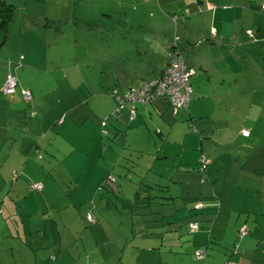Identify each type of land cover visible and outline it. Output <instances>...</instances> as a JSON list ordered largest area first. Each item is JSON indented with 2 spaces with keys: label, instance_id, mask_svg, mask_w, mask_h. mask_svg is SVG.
Segmentation results:
<instances>
[{
  "label": "crops",
  "instance_id": "1",
  "mask_svg": "<svg viewBox=\"0 0 264 264\" xmlns=\"http://www.w3.org/2000/svg\"><path fill=\"white\" fill-rule=\"evenodd\" d=\"M38 1L46 3L48 0ZM57 1L64 2V0ZM87 1H89L88 10L97 15L99 21H102L105 15V21L114 22L115 19L107 13L129 14L131 17L125 19V24L135 21L134 24L139 28L152 31L151 35L156 39H149V45L153 46V54L147 57V61L136 66L127 62V51L120 50L115 55L109 54L112 40L107 44L104 55V61L108 64L107 69L109 72L113 69L121 71L125 78L122 86L112 87L110 91L115 89L118 93L124 94L130 87H138L142 82L158 77L167 66L168 53L172 47L176 46L179 50L182 46H177V40L185 39L182 41L185 55L183 56L179 51L185 65L196 70L190 78L192 93L188 108L173 113L169 102L157 96L145 104H135V117L131 119L134 124L131 127L127 122L130 105L125 103L118 114L112 115H115V118L109 120L108 127L107 124L105 126L110 135L105 138L114 146H119L121 150L119 152L118 149H111L110 154L113 155L109 156L108 151L103 154L104 146H102L101 151H98L99 160L94 165L98 167L107 157L114 158L117 163L123 160L124 165L119 171L124 174L123 179L127 182L128 189L129 186L136 187L137 195L140 197L143 196L140 194L141 189L151 191L162 187L173 193L174 188L184 189L185 186L186 194L180 192L179 196L188 198L185 200L189 202L190 211L187 213L183 208L184 199L178 200L176 196L171 195L166 199H170L173 206L168 214L161 216L155 215L151 210L149 214L144 210V214L136 215L133 211L135 204L132 205V200L126 197L121 199L122 194L119 191L116 198L119 199L121 208L112 205L111 196H107L104 186H107L106 190L110 188V192L114 193L112 189L115 188L116 179L108 180L110 176L114 177L109 170L112 168L108 164L96 173L94 185L97 191L101 192L96 195L99 198L93 199L92 208L86 211V214L93 218L92 222L85 220L89 224L88 228H85L87 230H83L80 225V221H84L85 217L82 219L81 215H77L72 219L71 216L64 215L60 209L53 216L45 214L42 209L40 215H32L29 212L16 215L10 208L16 205L14 196L18 189L25 188L29 192L40 194V208L44 205L49 206L45 200V191L52 185L49 181L51 175L45 171L43 165H38L43 159L40 154L42 148L50 147L47 136L53 133L65 137L64 133L73 126L76 114L84 112L87 115H94L98 120L97 125L93 127V137L103 138L101 121L104 118L108 119L104 116L117 106L110 91L106 94L88 93V98H85L87 109L84 110L73 104L66 105L61 91L57 94V102L51 105L46 100L48 97L37 92L31 84H27V87L20 86V89L30 92L31 100L28 103L23 101L20 94L15 93L9 97L0 92V202L7 208V211H4L0 207V264H264V195L255 199L252 193L254 190L241 188L237 182L230 181L231 173L220 167L222 162L219 159L225 160L227 155H231V158L237 157V154H241L239 153L241 149L231 147L227 151H216L209 143L207 155L201 152L199 156L196 147L191 146L197 138L196 133L185 127L190 121L196 123L197 128L199 127L204 135L230 137V129H224L220 133L219 129L214 130L210 127L213 125L208 119L209 115L208 118L200 117L205 104L212 98L219 101L220 95L228 97L235 90L238 92L242 80H245L243 84L250 88H256L257 83L260 87H264V79L254 82L255 73L247 64V58L253 57L252 48L256 43L264 41L255 38L256 22L264 19V11H261L264 0ZM7 4L13 7V16L7 28L18 11L24 14V11L31 7L30 0H9ZM59 8L54 10L58 14H60L59 10L65 13L66 9L69 13H75V8L67 6L64 9L62 3ZM42 13L48 19L46 7ZM51 13L55 14L53 11ZM172 14H178L179 17L175 19ZM188 14L194 16L187 17ZM250 24L254 25L255 31L248 28ZM172 27L174 31L171 37ZM180 29L182 32H179ZM242 29L251 30L255 39L245 33V38L250 41L247 43L241 41ZM161 35L167 37L166 43H159ZM147 39L146 36L142 38V46L148 44ZM121 41L126 45L128 43L125 40ZM121 45L123 46V42ZM155 48H158L163 60L154 55ZM143 51L146 55L149 53V50ZM15 77L18 78L16 75ZM4 80L5 77L2 79V84ZM20 81L21 78H18L17 83L19 84ZM214 109L218 111L221 109L220 105L217 103ZM75 111L77 113H74ZM195 116L199 118L194 120ZM143 118L146 121L144 124H142ZM18 127L24 132L22 138L18 136ZM151 129L159 139H166L168 136L174 140L172 143L165 142L162 146L166 158L164 171L168 175L164 183L166 184L167 181V185L163 186H160L161 178L158 177L153 166H148L144 172L143 167L140 166L141 168L138 167L136 172L137 177H130L133 168H130V160L127 159L142 151L144 153L142 147L145 145L148 147L156 145L150 138ZM242 129L244 127L238 130L236 138H239L237 140L242 141L241 146L245 147V142H253L255 136L252 137V129L248 131L247 137L242 136ZM38 141L42 144L41 149ZM143 142L146 144L142 146ZM92 144L96 145L95 140ZM203 156L206 159L205 172L199 170L200 159ZM157 157L155 155L154 158ZM247 157L249 161L251 156ZM22 158L24 161L22 174L30 181L27 187V184L19 179L16 171L21 165ZM186 164L195 167H186ZM233 167L237 170L235 175L238 180H249L250 173L247 170H242L243 168L235 162L231 168ZM114 169L118 168L115 166ZM31 182L41 183L42 190H30ZM246 186L249 185L246 183ZM197 200L206 203V206L201 209L194 208L193 202ZM150 203L147 202L149 206ZM20 205L34 206L33 201L29 202L26 199L22 200ZM114 207L118 210L115 209L112 213ZM126 209L132 213L131 217L126 215ZM51 217H55L56 222L61 223L60 227H55L60 245L66 234L81 242V252L78 255H71L64 246H58L53 247V250H59V253L52 258L49 256L48 248L41 246L40 249L35 250L30 242H27V239L34 235V229H37L35 234L41 232L38 222L46 223ZM193 222L198 224L195 231L190 229V224ZM9 223L15 224L16 232L13 234ZM66 223H70L71 226L68 227ZM242 226L247 229L245 234L239 233ZM6 228L9 234L4 232ZM87 234L92 245L88 248L89 252L85 253V263H81L77 261L76 256L80 259L79 255L85 250L83 240ZM9 238L11 241H6ZM2 240L8 245L4 246ZM200 249L205 250V258L201 261L195 258V252ZM50 258H52L51 262Z\"/></svg>",
  "mask_w": 264,
  "mask_h": 264
},
{
  "label": "rangeland",
  "instance_id": "2",
  "mask_svg": "<svg viewBox=\"0 0 264 264\" xmlns=\"http://www.w3.org/2000/svg\"><path fill=\"white\" fill-rule=\"evenodd\" d=\"M6 1L8 2L9 0H0V4L3 2L7 4ZM61 3L64 9L67 6L68 8H75V13H69L68 9L65 10V13L60 10V14L56 13L54 10L57 8L60 9L59 6ZM88 3L89 1L87 0H64V2L48 0L46 3H42L38 0H30V9L27 8L24 14H20L18 11L14 15V20H12L10 26L8 28L6 27L7 31L6 29L4 32L0 31V86L6 74L12 72L24 81H20L15 92L16 94H20L21 98L22 95L20 91L22 89H20V86L27 87V84H31L37 92L48 97L46 100L51 105L57 102V94L61 91L62 96L65 97L64 102L66 105L73 104L80 106L82 110L87 109L85 107V105H87L85 98H88V93L101 92L106 94L112 87L122 86L125 82L124 73L114 69L109 72L106 66L108 64L104 61L107 44L112 40V48L109 54L112 53L115 55L120 50L127 51V62L136 66L143 61H147V57L153 54V46L149 45V39H156L151 35L152 31L146 28H139L134 24L135 21L125 24V19L131 17L129 14L107 13V15L115 19L114 22L110 23L105 21V15L103 20L99 21L97 15L88 10ZM45 7L48 9V19L46 15L42 13ZM52 11L55 12V14L51 13ZM28 13L30 14L28 15ZM172 15L175 19L179 17L178 14ZM189 15L190 14H188L187 17L194 16ZM21 18H23V21H21ZM178 23L180 22L178 21ZM248 28L255 31V27L252 24H250ZM173 31L174 27L171 28V37ZM247 31L248 30L245 31V29H242L241 35V41L246 43L250 41L245 38V33H247ZM179 32H182V29H180ZM144 36L148 38V44L146 46H142L143 43L141 40ZM121 40L128 41L127 45ZM182 41H185V39L182 38L181 41L177 40L176 43L177 46H182L179 47V50L184 56L185 51ZM121 42H123V46ZM166 42L167 37L161 35L159 43L162 44ZM252 49L251 53L253 51V57L247 58V64L250 65L253 73H255L254 76L256 79L254 82L257 83V81L259 82L264 79V41L256 43V46ZM143 50H149V53L146 55ZM155 51L154 55L160 60H163V56L158 52V48H155ZM244 61L245 59L243 57L242 62L244 63ZM68 69H70V71H68ZM241 82L242 84L238 92L235 90L234 93H230L228 97L220 95L219 101L214 100V98L209 100V102L205 104L203 112L200 115L201 118H208L209 115L208 119L213 125L210 127L214 130L219 129L220 133L224 129H230V137L229 135L228 137L212 136L210 134L204 135L200 128H197L196 123L193 124V122L190 121L185 124V127L193 133H196L195 135L197 138L195 142L193 141L191 143V146H195L199 154L203 152L207 155L209 143L216 151H227L231 147L241 149L239 152L241 154H237V157H234L236 160L231 158V155L225 156V160L224 158L219 159L220 162H222V164L220 163V167L231 173L230 181L237 182L241 188L254 190L252 191L253 197L259 199V197L264 195V87H260L257 83L258 86L256 88H250L243 84L245 80ZM77 92H79V94H77ZM1 94L3 93L1 92ZM114 99L118 106L117 99ZM18 101L20 102V99ZM217 103L221 108L218 109V111L214 109ZM113 111L104 116L108 117L106 120L107 127L109 120L115 118L112 116L114 114ZM74 113H77V111ZM196 118L199 117L195 116L194 120ZM74 120L73 126L68 129V132L64 133L65 137L53 133L47 136V142L50 143L49 148H42L41 140L38 141L39 148H42L40 154L43 156V159L38 162V165H43L45 171L51 175L49 181L52 185L45 191V200L49 203V206L44 205L43 208H40V194L29 192L25 188L18 189L14 196L16 198V205L10 208L14 210L16 215L24 212H29L32 215H40L44 211L46 212L45 214L53 216L57 214L60 209L64 215L71 216L72 219L77 215H81L82 219H84L86 211L92 208L93 199L99 198L96 195L101 192L97 191L94 185L97 177L96 173L99 169L102 170V167L108 164L110 168H112L109 170L112 171L116 179V183H114L115 188L112 189L114 193L110 192V186H108V190H106L107 186H104L105 192L107 191V196H111L112 205L119 209L121 208L119 199L116 198L117 192L119 191V193L122 194L121 199L126 197L137 202L135 204L136 207L133 209L136 215L144 214L145 211L149 214L151 210L155 215L161 216L163 214H168L170 208L173 206L171 200L166 199L171 195L172 197L176 196L175 198H178V200L184 199L183 208L187 213L190 211L188 206L189 202L185 200L188 198L179 196L180 192L186 194L185 186L184 189H182V187L177 188V190L174 188L173 193L162 187L151 191H143L141 189L140 194L143 196L140 197V195H137L138 190L136 187L132 188L129 186L128 189L127 182L123 179L125 176L119 171V168L124 165L123 160L117 163L118 161L114 160V158L107 157L103 159L101 162L102 164L96 167L94 164L99 160L98 151H101L102 146H104L103 154L108 151L107 153L109 156L113 155L110 154L112 151L111 149H118L120 152L121 148L119 146H114L109 139L105 138L107 136L110 137V135L103 136V138L93 137V127L98 123L94 115H87L84 112L78 113ZM127 122L131 127L134 124L132 120H128V118ZM145 122L143 118L142 124ZM224 122H226L225 125ZM242 127L248 131L252 129V137L254 138L255 136L253 142H245V147H242V141L236 138L238 130ZM194 128L197 129L194 130ZM18 129V136L22 138L24 132L20 131L19 127L17 130ZM150 138L152 142L156 143L155 147H148V145L143 146V144H146V142H143L142 148L144 153L142 151L138 153V155L135 154L133 157L127 159L130 160V168H133L130 177H137L136 172L140 166L143 167V172L148 166H153L156 169V174L161 178L159 180L160 186L167 185V181L166 184H164L168 175L164 171L166 158H164L165 154L162 151V146L165 142L170 141L172 143L174 140L170 139L168 136H166V139H159L153 129H151ZM94 140L96 142L95 146L92 144ZM201 154L199 156H201ZM155 155L158 156V159L154 158ZM248 155L251 156L249 161H247ZM234 162L239 167L241 166L243 168L242 170H247L250 173L248 181L237 179L235 175L237 170H235L234 167L231 168ZM20 164V167H18L16 171L19 174V179H22L23 182L27 184V187L30 181L28 177L22 174V165L24 164L23 158ZM115 166L118 169L113 170ZM185 166L190 168L195 167L190 164H186ZM246 183L249 186H246ZM243 192L249 193L246 190H243ZM25 199L29 202L33 201L34 206H21V201ZM38 199L39 201L37 202ZM149 201L151 202L150 206L147 204ZM0 207L4 211H7V208L1 205V202ZM116 207H114L112 213H114L115 209L118 210ZM41 209L43 210L42 212ZM125 213L130 217L132 215L127 209ZM38 225L41 226V232L35 234V230L37 231V229H34L32 238L29 237L27 239V242H30L35 250L40 249L41 246H43V248H48L47 251L52 258L59 253V250H53V247L64 246L66 251L74 256L81 252V242H78L76 238H71L68 234L63 236L62 244H59L58 233L55 227H60L61 223L56 222L55 217H51L46 223L39 221ZM66 225L68 227L71 226L70 223H66ZM80 225L83 230H87L85 228H88L89 224H87L84 219V221H80ZM9 227L11 234L16 232L15 224ZM4 232L5 234H9L7 228ZM7 240L11 241L10 238L6 239V241ZM6 241H3L4 246L8 245ZM83 245L86 248L79 255L80 259L76 256L77 261L81 263H85V253L89 252L88 248L92 245L88 234L83 240ZM52 258L49 259L50 262ZM66 260L67 258L65 261Z\"/></svg>",
  "mask_w": 264,
  "mask_h": 264
},
{
  "label": "built area",
  "instance_id": "3",
  "mask_svg": "<svg viewBox=\"0 0 264 264\" xmlns=\"http://www.w3.org/2000/svg\"><path fill=\"white\" fill-rule=\"evenodd\" d=\"M264 10V4L261 6ZM174 20V19H173ZM213 31V29L211 30ZM247 34L254 38V34L251 30L247 31ZM255 39V38H254ZM196 72L195 68L187 67L184 63V59L176 46L172 47L168 53V63L165 70L156 78L142 82L138 87H130L124 94H120L117 90L112 89L111 96L117 99L118 106L113 111L114 114H118L124 107L125 103H129L130 108L128 110V118L132 119L135 115L136 103H147L154 99V97L160 96L165 98L175 113L180 109L188 108L190 95L192 93V87L190 84V78ZM17 86V78L12 73H8L1 87V92L7 96H12ZM22 98L25 102H30L31 95L28 90H21ZM106 119L101 122V126L104 127ZM105 133L104 130H102ZM249 134L247 129L241 130V135L247 137ZM202 168L206 165V159L203 156L200 160ZM109 181H113V177L108 178ZM30 190L40 191L42 184L38 182H31L29 184ZM206 205L202 202H196L194 208L201 209ZM89 218V217H88ZM198 228V224L193 222L190 224V229L195 231ZM247 229L242 226L239 229L240 234H245ZM196 259L200 260L204 257L203 250L195 252ZM234 264V263H225Z\"/></svg>",
  "mask_w": 264,
  "mask_h": 264
},
{
  "label": "trees",
  "instance_id": "4",
  "mask_svg": "<svg viewBox=\"0 0 264 264\" xmlns=\"http://www.w3.org/2000/svg\"><path fill=\"white\" fill-rule=\"evenodd\" d=\"M12 14H13V7H12V5H9V4H5L4 2L3 3H1L0 4V31H2V32H4L5 31V29H6V27H7V24H8V22L10 21V19H11V17H12ZM255 27H256V40H264V19H262L261 21H257L256 22V25H255ZM9 73V72H8ZM7 73V74H8ZM6 74V75H7ZM5 78H6V76H5ZM18 84V83H17ZM3 85V84H2ZM2 87V86H1ZM16 89H17V86H16V88H15V92H16ZM15 92L13 93V95L15 94ZM5 95V94H4ZM12 95V96H13ZM7 96V95H6ZM9 97H11V96H9ZM190 97H191V95H190ZM189 102H190V100H189ZM188 106H189V104H188ZM181 110V109H180ZM115 116V115H114ZM117 116V115H116ZM128 117V116H127ZM134 117H135V115H134ZM133 117V118H134ZM132 118V119H133ZM104 119H106L107 120V118H104ZM129 120H131V119H129ZM105 126H106V123H105V125H104V127H102V130H104L105 131V133H103L102 132V136H106V135H108V132H107V130L105 129ZM201 160V159H200ZM205 167H206V165L202 168V166H201V163H200V165H199V170L200 171H204V169H205ZM114 178V177H113ZM113 181H115V178H114V180ZM42 188H43V185H42ZM42 190V189H41ZM40 190V191H41ZM36 191V190H35ZM196 202H202V201H194L193 203H196ZM204 203V202H203ZM134 204H136L135 203V201L133 202L132 201V205H134ZM204 204H206V203H204ZM194 206V205H193ZM89 217V218H88ZM85 220L87 221V222H92L93 221V218L89 215V214H85ZM200 250H202V249H200ZM203 252H204V257L202 258V259H200V261L201 260H204V258H205V250H203ZM196 258V257H195ZM198 260V259H197Z\"/></svg>",
  "mask_w": 264,
  "mask_h": 264
},
{
  "label": "clouds",
  "instance_id": "5",
  "mask_svg": "<svg viewBox=\"0 0 264 264\" xmlns=\"http://www.w3.org/2000/svg\"><path fill=\"white\" fill-rule=\"evenodd\" d=\"M261 11H264V10H262V8H261Z\"/></svg>",
  "mask_w": 264,
  "mask_h": 264
}]
</instances>
